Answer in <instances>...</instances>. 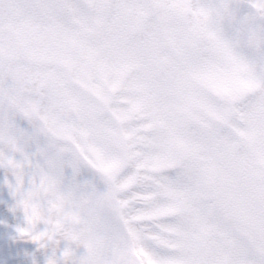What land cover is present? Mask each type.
<instances>
[{
  "label": "snow or ice",
  "instance_id": "1",
  "mask_svg": "<svg viewBox=\"0 0 264 264\" xmlns=\"http://www.w3.org/2000/svg\"><path fill=\"white\" fill-rule=\"evenodd\" d=\"M0 229L9 264H264V0H0Z\"/></svg>",
  "mask_w": 264,
  "mask_h": 264
},
{
  "label": "rangeland",
  "instance_id": "2",
  "mask_svg": "<svg viewBox=\"0 0 264 264\" xmlns=\"http://www.w3.org/2000/svg\"><path fill=\"white\" fill-rule=\"evenodd\" d=\"M3 235H4V231L2 229H0V236H3ZM26 248L29 251L34 250L33 246H31V245H27ZM0 264H9V261L3 255H0ZM25 264H28V261L26 258H25Z\"/></svg>",
  "mask_w": 264,
  "mask_h": 264
}]
</instances>
